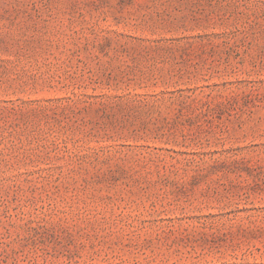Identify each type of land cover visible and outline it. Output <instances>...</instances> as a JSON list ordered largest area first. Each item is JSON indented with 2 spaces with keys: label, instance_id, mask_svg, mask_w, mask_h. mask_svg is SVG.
I'll use <instances>...</instances> for the list:
<instances>
[{
  "label": "rangeland",
  "instance_id": "374dc122",
  "mask_svg": "<svg viewBox=\"0 0 264 264\" xmlns=\"http://www.w3.org/2000/svg\"><path fill=\"white\" fill-rule=\"evenodd\" d=\"M0 264H264V0H0Z\"/></svg>",
  "mask_w": 264,
  "mask_h": 264
}]
</instances>
